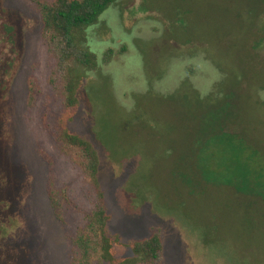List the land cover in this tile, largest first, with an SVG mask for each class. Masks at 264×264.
<instances>
[{
    "label": "rangeland",
    "instance_id": "obj_1",
    "mask_svg": "<svg viewBox=\"0 0 264 264\" xmlns=\"http://www.w3.org/2000/svg\"><path fill=\"white\" fill-rule=\"evenodd\" d=\"M89 36L113 53L69 114L40 7L0 0V264H75L102 192L112 258L92 264L153 236L154 264H264V0H118Z\"/></svg>",
    "mask_w": 264,
    "mask_h": 264
},
{
    "label": "trees",
    "instance_id": "obj_2",
    "mask_svg": "<svg viewBox=\"0 0 264 264\" xmlns=\"http://www.w3.org/2000/svg\"><path fill=\"white\" fill-rule=\"evenodd\" d=\"M29 1L40 7L46 31L58 38L63 61L73 62L68 69V78L66 77L67 107L69 114H72L79 105L80 92L88 73L98 71L102 61L108 63L109 56L113 53L112 50L109 51L111 54H106L102 59L91 50L89 30L100 24L102 16L118 0H55L49 5L41 0ZM32 91L35 89L32 88ZM60 137L68 147L78 149L86 161L87 171L98 185L100 157L94 145L68 129H63ZM100 198L102 203L98 204L88 217L86 227L75 240L80 251V257L76 259L75 264H92V255L97 253H100L104 261H110L112 258L113 241L109 235L111 217L106 209L103 192ZM161 249L162 243L158 236L138 241L132 246L135 258L131 264H154L161 256Z\"/></svg>",
    "mask_w": 264,
    "mask_h": 264
}]
</instances>
